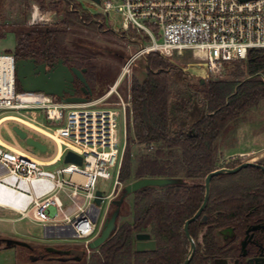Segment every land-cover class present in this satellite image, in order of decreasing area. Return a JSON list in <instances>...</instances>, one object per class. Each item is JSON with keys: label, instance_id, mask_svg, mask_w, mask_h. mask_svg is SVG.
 Returning <instances> with one entry per match:
<instances>
[{"label": "trees", "instance_id": "trees-1", "mask_svg": "<svg viewBox=\"0 0 264 264\" xmlns=\"http://www.w3.org/2000/svg\"><path fill=\"white\" fill-rule=\"evenodd\" d=\"M63 1L24 0L28 11L34 2L42 14L58 12L63 18L52 24L11 26L3 24L6 0H0V39L8 32L15 34L16 61L34 58L39 64L51 66L63 60L69 67L86 68L85 78L93 92L89 98L100 96L105 89L97 91L94 87L93 81L98 80L97 67L87 62V56L70 50L64 40L71 30L82 31L89 26L94 31H105V25L80 9L77 0ZM234 65L244 66L245 70H239L231 79L193 84L181 68L172 66L158 53L146 56L145 75L142 79L135 76L130 88L132 107L128 112V140L119 182L127 185L141 178L167 177L183 178L187 183L135 192L133 221L122 222L105 244L88 258L85 254L78 264L185 263L190 242L184 224L204 202L206 176L220 168L217 162L220 145L237 128L241 117L264 101V49L252 50L247 60L226 67ZM113 74L109 83L116 77ZM241 76L247 78L242 80ZM193 102L204 112L188 130L177 129L175 110L183 108L188 112ZM134 146L146 148L136 162L132 156ZM241 163L235 160L227 168H236ZM263 205L264 171L260 167L249 166L237 173L215 176L203 212L206 222L195 221L190 225V234L196 242L190 264H218L223 258L237 260L233 264H247L239 257L238 247L230 248L217 240L216 231L233 227L234 243L238 242ZM113 206L114 211L116 206ZM129 208L123 203L120 216L128 215ZM148 228L157 239V248L139 252L135 248V234ZM26 252L47 263L67 256L48 251L45 256H39L32 248H26Z\"/></svg>", "mask_w": 264, "mask_h": 264}, {"label": "built area", "instance_id": "built-area-1", "mask_svg": "<svg viewBox=\"0 0 264 264\" xmlns=\"http://www.w3.org/2000/svg\"><path fill=\"white\" fill-rule=\"evenodd\" d=\"M92 1L102 7L103 15L119 14L126 41L138 47L103 97L63 103L44 92L18 89L14 53L0 54V125L19 122L59 146L57 160L44 162L0 139V210L12 211L17 220H34L51 233L57 229L59 236L82 240L88 252L101 211L95 204L98 180L112 178L115 169L110 194L122 184L119 174L132 105L131 95L125 103L117 88L135 62L153 52L172 63L191 57L195 63L188 66L209 78L220 76L229 63L247 60L252 50L264 49V0ZM39 20L36 5L30 25ZM99 23L105 25L103 20ZM113 94L121 101L107 102ZM42 115L57 126L53 129L40 122ZM120 122L124 125L123 142ZM68 151L81 156L82 164L63 161V166L50 168L64 160ZM103 195L104 203L110 196Z\"/></svg>", "mask_w": 264, "mask_h": 264}, {"label": "rangeland", "instance_id": "rangeland-1", "mask_svg": "<svg viewBox=\"0 0 264 264\" xmlns=\"http://www.w3.org/2000/svg\"><path fill=\"white\" fill-rule=\"evenodd\" d=\"M65 1V0H64ZM63 1V2H64ZM62 3V2H61ZM79 8L84 10L91 15L92 18L99 21H105V31L93 30V28L87 26V28L82 31H69L70 33L65 38L66 46L81 55L87 56V62L96 66V76L98 80H94V87L97 91L105 89V92L100 96H93V99H98L103 97L108 93L111 87L120 77L122 68L127 61V59L138 50L136 45H129L124 37L127 35L124 32L122 27V18L117 13H110L109 16L103 15L102 7L98 4H95L92 0H77ZM64 4V3H63ZM37 4L34 2L30 3V10L28 11L24 6V0H6V7L4 11V21L3 24H9L11 26H18L22 24L30 25L32 21L33 8ZM38 6V5H37ZM39 7V6H38ZM40 11V8H39ZM42 20H39L37 24H52L63 18V15L58 14V12H50L47 14H42L40 11ZM16 46V36L12 32H8L5 38L0 39V54L5 53H14V48ZM146 57H140L134 64L132 71L126 75L121 83L119 84L117 90L125 103L130 102V88L134 77L142 79L145 75L144 60ZM168 61V60H167ZM172 66L184 68L185 75L192 79L193 84H198L201 79L208 81L210 79H231L237 74L239 70L244 71V66L234 65L232 67H226L222 74L218 77H209L204 76L203 73H200L201 70H195L196 67H189L188 64L195 63L191 57H187L184 60H176L175 63L168 61ZM239 68V69H238ZM112 73L116 75L113 82L109 83L108 79L112 76ZM113 74V75H114ZM242 80L247 77L241 76ZM107 80V81H106ZM109 83V84H108ZM19 89V88H18ZM21 89V88H20ZM22 90V89H21ZM121 101L119 96L113 94L107 102L115 103ZM192 108L187 112L183 111V108H177L175 110V123L174 126L177 129L188 130L192 124H194L204 112V109L193 102ZM127 108L128 105H127ZM40 122L49 125L53 129L55 124H50L45 120V117L42 115L39 118ZM129 121V119H128ZM18 125L23 128L28 135L40 140L41 142L47 144L48 151L43 153L37 150L34 147L28 146L26 142L20 139L15 132L13 131V126ZM237 129L240 131L239 141L236 140ZM238 130V131H239ZM124 125L120 122V137L122 142L123 138ZM253 134H260L259 143H264V101L261 104L249 112L245 113L236 129H233L226 137H224L221 145L220 151L217 158L218 166L220 168L227 167L228 163H231L235 160L241 162L251 161L260 164H264V146L263 144H257L254 146L256 150L261 149L256 154L247 155L246 153L238 154L237 151H249L252 149L255 144V139L251 136ZM0 139L13 146L14 148L30 154L31 156L40 159V160H49L55 156L58 151V144L56 141L52 140L43 133H40L26 125H23L16 121H5L0 125ZM146 151L144 146H134L132 156L136 162L137 158ZM245 154V155H244ZM54 159V158H53ZM52 160V159H51ZM50 161V160H49ZM63 166V160L57 161L50 168H56ZM112 178L105 179L99 178L98 188L102 190L105 196H110L105 200V202L100 207V216L97 224V229L92 237V240L97 238L106 218L113 211L114 201L118 200L123 195V189L126 186L125 184L118 185L115 194L112 196L110 193L114 186L116 170H112ZM185 183L183 178H179ZM133 182V181H132ZM187 183V182H186ZM190 183V182H189ZM158 190H161L165 187H156ZM133 201L134 194H129L124 198V203L127 204L130 208L129 214L126 216H120L118 218L117 225L119 226L122 222L133 221ZM3 212L0 210V264H78L81 261H37V256L28 257L26 252L27 247L12 245L9 246L5 242L6 239L18 240L25 242L29 245L28 248H32L35 252L44 254L46 249L57 248L65 250H76L77 255L79 256V251L87 250L84 241L71 238L67 235H58L57 229L53 230L51 233L49 229L47 231L40 224L34 220H3ZM62 221V220H56ZM60 231V229H58ZM143 232L150 233L151 228L144 230ZM96 250V249H95ZM94 250L86 251L87 258Z\"/></svg>", "mask_w": 264, "mask_h": 264}, {"label": "water", "instance_id": "water-1", "mask_svg": "<svg viewBox=\"0 0 264 264\" xmlns=\"http://www.w3.org/2000/svg\"><path fill=\"white\" fill-rule=\"evenodd\" d=\"M98 1V0H96ZM242 2L250 1V0H240ZM47 67H50V69H47ZM85 72L86 68L79 69L77 67H69L66 64H64L63 60H60L58 63L53 64L51 66L47 64H40L37 65L35 59H23L16 61V79L20 86V88L23 91L27 92H44L48 95L57 96L61 95L60 90L65 88L66 83H70L72 89L68 91L69 98L60 100L63 103H84L88 100L89 96L92 95V89L85 78ZM78 79L82 83V95L78 96L76 95V90L73 86V82L75 79ZM205 79H201L200 83L205 84ZM58 91V92H57ZM59 93V94H58ZM13 131L15 134L22 140L26 142L28 146L34 147L40 152H47L48 146L47 144L41 142L40 140L28 135V133L21 128L18 125L13 126ZM65 163H76L78 165L82 164V157L78 154L74 153L73 151H68L66 155L64 156ZM254 166V167H260L264 171V165L256 162L251 161H245L242 162L239 166L236 168H219L215 171L210 172L206 178H205V199L204 203L200 207V209L196 212V214L186 221L184 226V231L186 233V236L190 242V251L187 260L184 264H190L191 259L194 255V252L196 250V243L195 240L192 238L190 234V224L194 222L196 219L200 217L202 212L204 211L207 202L209 200L210 196V189H211V181L212 179L221 174H233L237 173L238 171L242 170L243 168ZM183 181L179 178H167V177H159V178H141L138 180H135L129 184H127L123 189V195L118 199L115 200L113 203L116 206L115 210L112 212L110 216H108L105 220V223L103 225V228L101 230L100 235L89 242L88 249L89 250H95L101 247L103 244H105L115 233V231L118 228L117 222L118 218L120 217V211L121 206L124 203V198L129 194H134L135 192L142 190L147 187H167L171 185L176 184H182ZM97 198L95 199V204L98 209H100L102 203H103V192L101 190H98L96 192ZM202 222H205V217L202 220ZM136 239L139 241H146L145 243L139 242L136 245V250L146 251V250H155L156 249V242L151 241V235L149 233H139L136 235ZM5 242L7 245H18L23 247H29L28 244L25 242H21L18 240L13 239H6ZM48 252H53L61 255H67L64 258H59V261H81L83 256L86 254L85 250L79 251L80 255L78 256L76 253V250H65L63 248L57 249V248H49L46 249ZM218 264H225L222 261H220ZM250 264H264L260 263L258 261H252Z\"/></svg>", "mask_w": 264, "mask_h": 264}, {"label": "flooded vegetation", "instance_id": "flooded-vegetation-1", "mask_svg": "<svg viewBox=\"0 0 264 264\" xmlns=\"http://www.w3.org/2000/svg\"><path fill=\"white\" fill-rule=\"evenodd\" d=\"M28 59H34V58H28ZM28 59H26V60H28ZM37 65H40V64L37 63ZM47 69H50V67H47ZM73 86L76 90V95L81 96L82 95L81 88L83 85L77 78L74 80ZM90 87H91V85H90ZM71 89H72L71 84L66 83L65 88L60 90L61 95L60 96L57 95L55 97L59 100L67 99V98H69L68 91H70ZM91 89H92V87H91ZM203 212L200 215V217L198 219H196L195 221H199L200 223L206 222L207 217H206V215L203 214ZM204 217H205V222H202ZM184 226H185V224H184ZM189 230H190V228H189ZM139 233H146V232L142 231V232H138L135 234V248L139 242H142V243L146 242V241H139L138 239H136V235ZM149 234L151 235L150 240L156 242V248H157L158 244H157V239H156L155 235L152 233V231ZM202 234L203 233H201L199 236V241L202 240ZM216 236H217V240L221 244L229 245L230 248H232L234 246L238 247L239 248V255H240L239 257H243L247 264H250L252 261H258L260 263H264V205L262 206L261 211L259 212L258 216L255 219L250 221L248 227L246 228V230L244 232V236L238 242L234 243L236 238H235V229L233 227H225V228L217 230ZM36 254H39V256H45L47 253L44 252V254H41V253L37 252ZM28 257H31V256H28ZM57 258H59V257H57ZM221 261L225 264H233V262H235V261L237 262V260H232L231 258H223V259H221Z\"/></svg>", "mask_w": 264, "mask_h": 264}, {"label": "crops", "instance_id": "crops-1", "mask_svg": "<svg viewBox=\"0 0 264 264\" xmlns=\"http://www.w3.org/2000/svg\"><path fill=\"white\" fill-rule=\"evenodd\" d=\"M239 129H237V136H235V138H236V140L237 141H239L238 139H239V136H240V131L241 130H239ZM254 138L256 141H255V144L256 145H253V147H252V149H250L249 151H242V150H240V151H237V153L238 154H242V153H246V152H248V153H246L247 155H252V154H256L258 151H260L261 149H259V150H256V148H254V146H257V144H263V146H264V143H259V139H258V137H260V134L258 135V134H253L252 136H251V138ZM245 155V154H244ZM58 156H59V151H57L56 152V154H55V156L54 157H52L51 159H49L48 161L47 160H42V161H44V162H51V161H53V160H57V158H58ZM54 158V159H53ZM2 212H3V215H2V219L3 220H17L16 218H17V215L15 214V213H13L12 211H9V210H1Z\"/></svg>", "mask_w": 264, "mask_h": 264}, {"label": "bare ground", "instance_id": "bare-ground-1", "mask_svg": "<svg viewBox=\"0 0 264 264\" xmlns=\"http://www.w3.org/2000/svg\"><path fill=\"white\" fill-rule=\"evenodd\" d=\"M0 202H3V200H1Z\"/></svg>", "mask_w": 264, "mask_h": 264}]
</instances>
